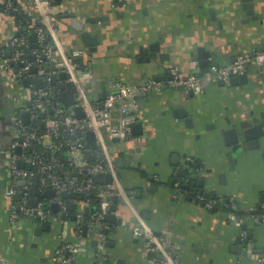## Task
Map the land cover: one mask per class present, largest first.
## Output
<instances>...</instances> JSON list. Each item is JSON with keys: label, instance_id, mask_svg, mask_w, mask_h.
<instances>
[{"label": "crops", "instance_id": "1", "mask_svg": "<svg viewBox=\"0 0 264 264\" xmlns=\"http://www.w3.org/2000/svg\"><path fill=\"white\" fill-rule=\"evenodd\" d=\"M28 1L20 0L25 10ZM252 3L255 17L249 20L242 0H126L123 7L111 0H59L52 5L50 14L65 51L70 55L81 51L82 57L75 59L83 64L90 61L95 77L106 82H140L145 78L166 79L173 65L183 74L200 73V60H194L198 47L210 52L219 64L263 48L264 0ZM33 17L36 18L34 13ZM74 19L98 37L94 52L79 40ZM16 31L13 17L0 12V48L8 49ZM155 42L160 48L157 54L164 57L161 62L159 57L146 61L147 54L142 49ZM246 73L249 82L244 86L218 81L200 95L172 88L148 95L132 124L140 125V129H131L127 139L108 141L129 199L127 203L119 198L116 210L108 212L116 217L107 222L110 229L105 232L109 264H149L154 257L144 254L141 240L132 235L137 221L134 211L163 241L177 247L179 264H264L258 260L264 259V221L255 224L247 217L243 222L247 229H242L243 223L231 219L227 210L204 204L210 199H232L240 208L264 205V138L260 148L250 153V159H239L233 170L217 139L220 125L227 120L264 111V60L251 63ZM15 94L16 89L0 67V259L7 264H53V251L60 240H65L80 245L79 264H92L96 244L84 234L85 223L78 222L76 214L83 211V206L76 198L66 199V203L75 205L70 219L55 217L47 227L46 222L27 217H17L9 223L10 173L3 153L10 142L8 109ZM176 109L188 113L191 127L175 115ZM185 153L192 164L200 162L199 174L207 181L217 183L218 173H225L223 182L216 184L217 197L197 192L189 196L190 201L177 200L167 181L181 180L175 173L183 167ZM205 169H212V173ZM214 189L205 185L198 191ZM32 198L29 195V200ZM44 199L50 208L51 198ZM241 231L246 236L251 231L255 241L249 256L233 251L237 246L243 247L241 251L245 249L241 241L237 243ZM196 246L201 251H196Z\"/></svg>", "mask_w": 264, "mask_h": 264}, {"label": "built area", "instance_id": "2", "mask_svg": "<svg viewBox=\"0 0 264 264\" xmlns=\"http://www.w3.org/2000/svg\"><path fill=\"white\" fill-rule=\"evenodd\" d=\"M12 1L0 0L7 10L3 13L18 11ZM111 2L117 7L126 5V0ZM18 3L22 6L20 0ZM51 7L52 0H29L28 10L23 6L22 8L32 16L34 13L39 19V25L31 23L23 28L24 34L12 36L7 46L9 50L0 48V67L6 79L11 81L16 89L11 115L14 125L6 152L10 173L7 187L10 197L8 220L12 224L17 217H27L40 222H48L55 217L63 219L66 216L67 203L62 200L61 192H73L83 207H90L92 205L86 195L96 191L99 202L94 205L95 214L85 219L82 212H78L76 217L79 223H85L88 238L96 241L92 264H104L107 261L105 232L110 229V225L103 221V217L109 212L115 196L129 203L127 192L122 187L116 165L111 158L108 141L124 140L131 136V126L136 121L135 113L140 110L148 95L160 94L168 88L200 95L212 83L222 81L228 84L231 75H242L251 63L264 60V47L255 49L250 54H238L233 61L223 64L210 63L202 74H183L179 67L173 65L168 69V77L163 80L145 78L140 82H124L112 79L106 82L93 75L90 61L83 67L77 63L75 58L82 57L81 51L75 50L72 55L65 51L51 19ZM32 32L37 35L36 48L29 47L28 35ZM27 48L33 56V61L25 58ZM5 50H8L9 55H5ZM61 72L67 75L66 79L58 78ZM52 75L57 78L53 84L50 83ZM36 78L41 79V87L35 86ZM25 80L28 81L27 86L24 85ZM65 82L75 85L76 105L84 111L82 118L76 117L72 108L62 107L61 84ZM101 92L104 93L103 96L100 95ZM51 96L54 111L52 116L47 115L43 120L45 130L39 134L29 123L36 120L39 112H47ZM25 111L28 112L27 124L22 118ZM87 131H92L95 136L97 148L93 151L87 147ZM35 143L40 145V149L35 147ZM18 147L20 153L17 152ZM19 162L34 168L35 171L19 168ZM35 174L38 177V192L54 190L55 195L51 202L58 204L56 214L44 207L42 201H37L34 206L28 204L29 196L26 191L30 189ZM98 174L110 175L111 182L98 183ZM20 180H25V184L19 185ZM18 192L23 194L15 200ZM199 199L202 200L201 197ZM204 204L208 208L222 207L238 224L243 223L247 217L255 224L264 221V205L240 208L232 199H210ZM134 214L137 221L132 227V235L141 240L144 254L155 255L149 264H179L177 247L163 241L136 211ZM239 238L246 249L250 244L246 232L241 231ZM250 253L248 251L247 255ZM79 254L78 243L60 240L53 251L51 261L53 264H79ZM258 260L264 262V259Z\"/></svg>", "mask_w": 264, "mask_h": 264}, {"label": "water", "instance_id": "3", "mask_svg": "<svg viewBox=\"0 0 264 264\" xmlns=\"http://www.w3.org/2000/svg\"><path fill=\"white\" fill-rule=\"evenodd\" d=\"M243 4H242V8L246 11V15H247V20L254 18V10H253V3L252 0H242ZM212 19H214V14H211L210 16ZM77 22L75 19L73 20V25L74 28L78 31V36H79V40L81 41V43L87 47L89 49L90 52H94L96 50V46L99 43V39L97 36H94L92 31L89 29H86L85 26L83 24L80 23H75ZM28 39H29V47L30 48H36L37 47V35L35 32H32L28 35ZM159 43H150L147 47H145L144 49H142L146 54V61H150L151 58L155 59L156 57H159L160 62L163 59V54H157L159 51ZM197 52L198 55L194 57V60H196V58H198L200 60V66L202 67V71L200 72L201 74L203 72H205L207 70V67L209 65L210 62L212 63H217L215 62V59L212 55H210V52L206 51L205 49H203V47H198L197 48ZM9 55V53L7 54ZM33 58V56H31ZM207 58H211V61H207ZM234 60V59H233ZM232 60V61H233ZM219 64V63H217ZM53 68V67H52ZM67 75L64 72H61L58 75V78L63 80L66 79ZM56 77L54 75H52L50 77V83H55L56 82ZM157 80H160L159 78H156ZM249 79H248V75L247 73H244L242 75H238V76H234L231 75L229 78V84L232 86H237V85H246L248 84ZM219 83L224 84V82L219 81ZM34 84L36 87H41L42 86V81L39 78H36L34 80ZM24 85H28V81L25 80L24 81ZM61 89L63 90L62 93V105L68 108H72L74 111V114L76 117L78 118H82L84 116V111L82 109V107H80L79 105H76V94H75V85L72 82H65L63 84H61ZM28 105H30V103H28ZM14 109V101H10L9 103V116L12 115ZM175 115L177 117H181L184 119L185 125L187 127H191L192 126V119L191 117H189L188 113L184 110V109H176L175 110ZM22 118H23V122L25 124L28 123V112H23L22 113ZM11 120V119H10ZM13 125L14 122L11 120V126L13 129ZM132 130L134 129H140V125L138 124H134L131 127ZM218 133V137L217 139L222 142L223 144V148H224V156L228 158V162L230 164V169L233 170L235 168V166L237 165L239 159L240 160H249L251 155L250 153L256 149L260 148L261 145V141L264 138V111H260L257 115L251 111L249 115H241V116H237L235 117V119L233 120H227V122H225V124L220 125L219 131ZM12 136V130L10 132V137ZM10 137L8 138V142L10 140ZM85 140L86 143L93 149L95 150L97 148V144H96V140H95V136L94 133L92 131H87L85 133ZM17 152L20 153V148H17ZM3 156L6 160V164H7V169L9 168V158L7 156V153L4 152ZM184 158H187V154L185 153ZM192 158H194L193 156H191ZM190 157V158H191ZM18 167L19 168H26L27 170H33L35 171L34 168H31L30 166H26L24 165V163L19 162L18 163ZM201 165L199 161H196L194 164H192V162L188 159H186L183 163V167L176 169V173L175 175L177 177H179L181 180H174V187H172L173 189V193L177 196V200L180 198H182L183 200H191L192 195H195L197 192L199 194H204V196H209V197H217L216 196V184H220L222 183L223 179L225 178V173H218V182L217 183H213L210 181H207L204 177L200 176V170H201ZM206 173H212V169H205ZM96 180L99 183L102 182H107L110 183L111 182V177L108 174H98L96 176ZM150 181H153V178L150 177L149 178ZM170 181V180H169ZM222 181V182H221ZM168 182V181H167ZM19 185H23L25 184V180H20L18 182ZM205 185L211 187V188H215V191H207L204 192L203 191H198V188H203ZM38 177L35 174L33 181L30 185V191H29V195L30 196H34V198L29 200V205L30 206H34L37 202L36 199V195L38 193ZM22 192H18L16 194V199L18 200L20 198V196H22ZM55 195L54 190L52 189H46L42 192V196L46 197V198H52ZM61 197H64L66 199L68 198H75L76 195L73 192H67V191H63L61 192ZM118 197L115 196L113 198V202L110 206V211H115L116 210V206L118 203ZM67 209L69 210H74L75 209V205L67 203L66 204ZM50 209L54 212H56L59 207L57 203H51L50 204ZM84 210L85 213H88L89 215H94L96 212V208L95 206H90V207H83L82 208ZM76 217H74L75 219ZM116 217L114 214L111 213H106L103 217V221L105 222H113L115 221ZM248 220V218H247ZM246 221V220H245ZM45 226H48V222L45 223ZM242 229H247V224L246 222L243 223L241 225ZM83 232L85 234L86 232V225L84 224L82 226ZM155 233V231H154ZM157 234V233H155ZM247 238L248 240H250V244L248 247H246V249H244V251H241V249L243 247L241 246H237L235 249H233L234 252H240L243 255H247V252L250 251L252 252V248L254 247V240L252 239V232L248 231L247 232ZM237 243L240 244V238H237ZM93 245L96 244V241L94 240L92 242ZM108 246V245H107ZM196 251H201L200 247L195 248ZM237 250V251H235ZM240 250V251H239ZM154 255V254H153ZM155 256V255H154ZM0 264H7V262L3 259H0ZM104 264H109L108 260L104 263Z\"/></svg>", "mask_w": 264, "mask_h": 264}, {"label": "trees", "instance_id": "4", "mask_svg": "<svg viewBox=\"0 0 264 264\" xmlns=\"http://www.w3.org/2000/svg\"><path fill=\"white\" fill-rule=\"evenodd\" d=\"M12 2H14L13 3L14 6L18 7V11H14V12L8 11L7 14L13 17L15 26H17V31H16L15 35L21 36L22 34H24L23 28L25 26L30 25L31 23H34L35 26H38L39 25V19L34 18L32 15L26 13L24 11V9L22 8V6H20V4L18 3V0H13ZM58 2H59V0H52V5H55ZM0 12H7L6 6L4 5V3H0ZM7 52H8V50H7ZM7 52L5 50V55L7 54ZM25 58L27 60H29V61H33L32 57L30 55L29 48H27V50H26ZM77 63L81 67L84 66L83 63H80V62H77ZM50 102L51 103L49 105H47V112L46 113H40L39 112L38 115H37L36 120H34V121H32V122L29 123L30 126L35 127L37 129V131H38L39 134L43 133L44 130H45L43 120L47 117V115L48 116H52V113L54 111L52 109L54 107L53 97L52 96L50 97ZM61 102H62V97H61ZM62 107L63 108H67L65 106H62ZM34 145H35V147L37 149H40V145H38L36 143ZM87 147L90 149V151H93V149L88 144H87ZM90 160H92V157H90ZM167 185H169L170 187H174L173 186L174 185V181H172V180L168 181ZM26 192L28 194L29 193V190L26 191ZM80 197L81 198H85V196L84 197L80 196ZM86 197L90 199V204L92 206L98 204V202H99V197L97 196L96 191L89 192L86 195ZM37 198H38V201L44 202V200H45L44 199V196H42V192H38L37 193ZM61 198H62V200H65L66 201V198H64V197H61ZM46 208L49 209L52 214H56L57 213V211L56 212H52V210L48 206H46ZM81 212L84 215L85 219H87L88 217H90V215L88 213H85L84 210L81 211ZM72 217H73V211H71L69 209H66V216H65V218H69L70 219Z\"/></svg>", "mask_w": 264, "mask_h": 264}, {"label": "rangeland", "instance_id": "5", "mask_svg": "<svg viewBox=\"0 0 264 264\" xmlns=\"http://www.w3.org/2000/svg\"><path fill=\"white\" fill-rule=\"evenodd\" d=\"M48 206V204L44 203V207Z\"/></svg>", "mask_w": 264, "mask_h": 264}]
</instances>
